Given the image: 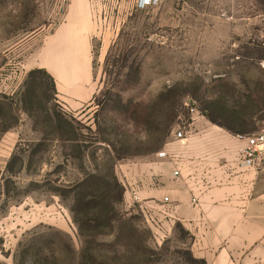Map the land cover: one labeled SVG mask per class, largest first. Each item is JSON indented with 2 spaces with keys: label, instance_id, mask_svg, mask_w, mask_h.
Listing matches in <instances>:
<instances>
[{
  "label": "rangeland",
  "instance_id": "rangeland-1",
  "mask_svg": "<svg viewBox=\"0 0 264 264\" xmlns=\"http://www.w3.org/2000/svg\"><path fill=\"white\" fill-rule=\"evenodd\" d=\"M90 4L102 19L92 43L95 91L72 108L61 92L80 84L68 83L71 62L59 59L69 47L20 39L45 25L53 32L82 0H0V264H76L83 240L61 190L107 161L125 188L120 212L146 230L143 263L191 264L193 235L178 221L161 227L157 208L134 203L132 192L143 188L127 176L151 163L158 187L177 166L160 151L197 160L210 147L207 135L240 142L238 134L264 129V0H158L143 10L135 0ZM38 65L55 75L56 93L39 91L44 107L29 114L20 100ZM56 111L75 129L60 128ZM119 236L100 238L95 253L136 264V240L123 229Z\"/></svg>",
  "mask_w": 264,
  "mask_h": 264
},
{
  "label": "crops",
  "instance_id": "crops-1",
  "mask_svg": "<svg viewBox=\"0 0 264 264\" xmlns=\"http://www.w3.org/2000/svg\"><path fill=\"white\" fill-rule=\"evenodd\" d=\"M99 13L100 9H92L90 0H82V9H66L64 21L53 32L45 25V32L35 30L20 39L23 45L41 37L46 50L56 43L69 47L59 59L71 62V72L67 76L68 81L70 78L73 81L68 83L80 84L61 92L72 108L82 106L95 91L92 87V43L101 28ZM38 66L49 69L46 65ZM31 68L34 67L26 71ZM207 136L211 142L205 151L208 156L199 151L201 158L188 161L183 158L185 151L180 152L179 157L175 155V168L181 169V178L174 180V176L163 171L161 184L155 187L151 178L156 175L153 170L156 167L151 163L143 164L137 177L127 176L128 180L134 177L141 182L140 208H157L160 226L166 229L173 221L181 222L194 237L191 244L194 256L204 259L207 264H264V247L261 245L264 237V164L259 162L255 167H243L239 157L243 142L224 134ZM206 168L210 185L203 184L201 172ZM166 196L170 203L164 204ZM192 196L197 197V203H192Z\"/></svg>",
  "mask_w": 264,
  "mask_h": 264
},
{
  "label": "trees",
  "instance_id": "trees-1",
  "mask_svg": "<svg viewBox=\"0 0 264 264\" xmlns=\"http://www.w3.org/2000/svg\"><path fill=\"white\" fill-rule=\"evenodd\" d=\"M39 74L45 77L38 78ZM24 85L25 91L20 101L24 111L29 114L36 107L39 109L44 107V101L38 99L39 91L50 88L52 93H56L55 81L45 68L31 70ZM43 97L46 101L51 99L50 95L46 93H43ZM54 115L59 119L58 126L60 128L75 129L73 122L58 111ZM82 148H84L83 141ZM107 163L110 162L107 161ZM107 163L101 169L96 167V170L86 172L80 181L61 190L62 196L70 197L73 220L77 224L80 237L83 240V247L77 257L76 264H118L117 257L97 256L95 247H99L102 243H97L98 240L106 236L115 235L117 240L120 239L119 231L122 229L127 230L132 239L136 240V249L140 254L136 264H144V257L150 251L146 240H143L146 230H142L136 223H133L134 218L128 220L126 215L120 212L119 206L123 201L125 188L117 178L114 164L107 165ZM187 259L191 264H207L204 259L196 258L192 253H189ZM110 261L113 262L110 263Z\"/></svg>",
  "mask_w": 264,
  "mask_h": 264
},
{
  "label": "built area",
  "instance_id": "built-area-1",
  "mask_svg": "<svg viewBox=\"0 0 264 264\" xmlns=\"http://www.w3.org/2000/svg\"><path fill=\"white\" fill-rule=\"evenodd\" d=\"M157 1L158 0H135V7L140 10L147 9L155 5ZM175 137L177 139H181L182 141L185 140L186 131L183 129L178 130L175 133ZM238 137L239 140L243 142L242 146L239 148L240 165L248 168L257 166L264 155V129L253 133L238 134ZM158 156L171 157L174 160L176 159L175 155H172L165 150L160 151ZM173 175L174 177H180L182 175L181 169L179 167L175 168ZM206 175H209V173L206 172ZM203 184H211L208 176L203 177ZM132 201L134 203H141V193L139 191L136 190L132 192ZM191 201L192 203H197V197L192 196ZM163 203H170L168 196L164 197Z\"/></svg>",
  "mask_w": 264,
  "mask_h": 264
}]
</instances>
